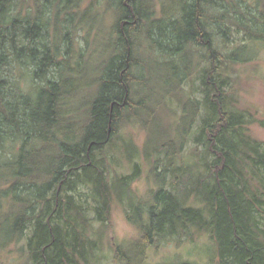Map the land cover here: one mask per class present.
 <instances>
[{"label": "trees", "instance_id": "obj_1", "mask_svg": "<svg viewBox=\"0 0 264 264\" xmlns=\"http://www.w3.org/2000/svg\"><path fill=\"white\" fill-rule=\"evenodd\" d=\"M263 42L264 0H0V212H18L11 237L32 226L29 264H91L114 203L139 232L115 264L201 234L219 264H264V142L249 130L263 122L230 73ZM149 62L166 70L160 95ZM131 126L146 139L118 137L132 165L118 174L108 152Z\"/></svg>", "mask_w": 264, "mask_h": 264}, {"label": "rangeland", "instance_id": "obj_2", "mask_svg": "<svg viewBox=\"0 0 264 264\" xmlns=\"http://www.w3.org/2000/svg\"><path fill=\"white\" fill-rule=\"evenodd\" d=\"M84 34L85 30L76 37L79 46L83 43ZM92 36L93 34L89 37V44H91ZM236 37H240V35H236ZM247 45L249 46L247 55L251 60L244 64L236 65L230 73L233 78L234 91L239 101L238 107L247 108L257 119L263 122V125L258 123L251 125L249 127L250 134L264 142V42L249 43ZM101 63V57L98 56L90 58L84 65L80 66L86 69L87 77L85 81L92 80V77L97 72L94 71L95 67ZM148 67L147 77L150 86L160 95L162 90L168 89V84L161 81L163 80L161 76L166 70L159 68L153 62H149ZM170 108H176L177 112H179L178 107L174 104ZM162 115L165 117L162 126L167 129L168 111L162 112ZM119 133L114 138V141L116 140L117 142V149L109 150L108 156L111 159L114 158L115 164L120 163L116 169L118 174H130L132 165L125 163L124 149L121 141L118 142L117 139L119 136L126 140L132 139L141 149L146 135L139 126L123 128ZM140 162V175L132 184V188L140 196L145 197L150 188V182L147 181L149 167L145 166L142 161ZM87 193L86 189L81 190L83 200H85ZM3 210H1L3 212H0V264H29L28 240L32 232V226H28L22 236L11 237L9 221L6 216L18 214V212H8V207L6 206ZM101 227V225L98 226L95 223L93 233L98 236V232L103 231ZM138 238L139 232L137 228L127 222L122 207L114 203L111 207L107 227L104 228L103 241L100 243V247L96 249V257L91 261V264H115L113 248L117 245L127 248L137 241ZM144 261V264H178L182 261H190L195 264H219L216 245L207 234L196 236L194 241L178 243L174 239H170L158 246H150L146 251Z\"/></svg>", "mask_w": 264, "mask_h": 264}]
</instances>
